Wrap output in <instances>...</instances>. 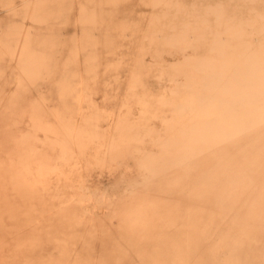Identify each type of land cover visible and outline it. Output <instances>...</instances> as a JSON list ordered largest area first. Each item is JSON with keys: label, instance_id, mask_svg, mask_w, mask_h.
Instances as JSON below:
<instances>
[{"label": "rangeland", "instance_id": "obj_1", "mask_svg": "<svg viewBox=\"0 0 264 264\" xmlns=\"http://www.w3.org/2000/svg\"><path fill=\"white\" fill-rule=\"evenodd\" d=\"M0 264H264V0H0Z\"/></svg>", "mask_w": 264, "mask_h": 264}]
</instances>
